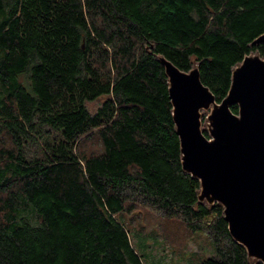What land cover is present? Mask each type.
Segmentation results:
<instances>
[{"label": "trees", "instance_id": "16d2710c", "mask_svg": "<svg viewBox=\"0 0 264 264\" xmlns=\"http://www.w3.org/2000/svg\"><path fill=\"white\" fill-rule=\"evenodd\" d=\"M263 33L264 0H0V264H145L121 219L140 210L204 233L197 264H262L198 201L158 56L220 102Z\"/></svg>", "mask_w": 264, "mask_h": 264}, {"label": "water", "instance_id": "95a60500", "mask_svg": "<svg viewBox=\"0 0 264 264\" xmlns=\"http://www.w3.org/2000/svg\"><path fill=\"white\" fill-rule=\"evenodd\" d=\"M263 41L264 33L253 43ZM158 58L168 79L182 168L200 182L198 201L220 203L232 239L264 264V59L246 55L217 102L197 67L183 71Z\"/></svg>", "mask_w": 264, "mask_h": 264}, {"label": "rangeland", "instance_id": "374dc122", "mask_svg": "<svg viewBox=\"0 0 264 264\" xmlns=\"http://www.w3.org/2000/svg\"><path fill=\"white\" fill-rule=\"evenodd\" d=\"M101 101L99 98L87 106L93 110ZM205 122L203 118L202 127H206ZM2 141L8 143L7 137L0 136V143ZM80 147L86 153L93 152L98 150V142L94 137H84ZM121 219L129 229L133 247L142 254L145 264H197L214 253L204 233L190 232L177 219H167L149 210L123 214Z\"/></svg>", "mask_w": 264, "mask_h": 264}]
</instances>
